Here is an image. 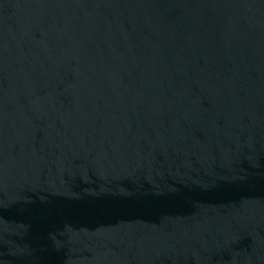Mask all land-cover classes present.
I'll return each instance as SVG.
<instances>
[{"label": "water", "instance_id": "95a60500", "mask_svg": "<svg viewBox=\"0 0 264 264\" xmlns=\"http://www.w3.org/2000/svg\"><path fill=\"white\" fill-rule=\"evenodd\" d=\"M0 264H264V0H0Z\"/></svg>", "mask_w": 264, "mask_h": 264}]
</instances>
